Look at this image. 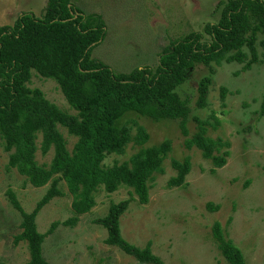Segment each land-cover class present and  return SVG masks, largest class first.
<instances>
[{
  "label": "rangeland",
  "instance_id": "1",
  "mask_svg": "<svg viewBox=\"0 0 264 264\" xmlns=\"http://www.w3.org/2000/svg\"><path fill=\"white\" fill-rule=\"evenodd\" d=\"M227 0H71L85 14H99L106 22L104 40L91 51V58L109 65L116 73L158 63L159 53L171 41L192 31L204 32L205 25L217 22L222 3ZM48 0H0V26L13 25L23 12L42 16ZM258 61L249 69L238 62L197 65L189 79L177 88L188 102L190 116L184 134L179 120L155 121L129 113L123 118L131 128L132 141L123 154H111L104 163L128 161L143 148L170 139L172 149L163 171L149 180V202L142 204L127 186L114 193L100 188L97 205L80 215L74 227L59 225L45 238L44 258L51 264H140L136 258L105 243L107 231L95 220L108 213L112 203L129 199L120 219L123 237L138 247L150 244L152 252L165 264H230L213 234L219 222L226 238L243 253L245 264H264V115L260 113L264 95V34L258 35ZM212 77L207 104L198 105L199 85ZM31 88L41 89L46 98L69 114H77L57 82L32 70ZM226 97L222 100V90ZM71 151L77 137L59 125ZM202 132L223 146L215 154L226 164L215 167L193 141ZM40 135L37 160L49 165L51 149L42 153ZM9 152L0 137V264H24L30 258L26 241L15 243L22 232V215L8 195L13 190L26 212H31L51 186L34 187L16 169H7ZM190 161L185 183L169 187L178 173L173 162ZM215 172H212L213 168ZM61 195L37 215L38 231L46 233L54 221L73 216V196L65 180ZM211 205L215 210L210 209Z\"/></svg>",
  "mask_w": 264,
  "mask_h": 264
},
{
  "label": "trees",
  "instance_id": "2",
  "mask_svg": "<svg viewBox=\"0 0 264 264\" xmlns=\"http://www.w3.org/2000/svg\"><path fill=\"white\" fill-rule=\"evenodd\" d=\"M106 32L101 15L85 14L71 0H48L42 16L23 12L13 25L0 26V137L4 150L10 153L7 169H16L34 187L51 181L31 212L23 210L13 190L8 191L11 203L22 215V232L14 240L16 244H28L30 258L24 264H51L42 253L45 238L61 224L76 226L80 215L96 207L100 188L114 193L127 186L140 203L149 202L148 182L163 171L172 142L164 140L141 149L128 161L107 166V156L123 154L132 141L131 128L123 118L136 113L155 121L176 119L187 135L191 111L177 88L199 64L238 62L249 69L258 61V35L264 34V0L223 2L220 18L207 23L204 32L192 31L171 41L160 51L155 67L143 66L128 73H116L109 65L91 58V51L104 40ZM32 70L54 79L77 114L63 111L41 89L31 88ZM211 84L212 77L206 76L199 85L200 107L207 104ZM225 95L223 89L222 100ZM260 113L264 115V95ZM59 125L77 137L71 151ZM40 135L42 153L54 150L49 165L37 160ZM193 141L216 168L226 164L229 152H215L228 144L205 137L202 132L194 134ZM173 166L178 173L170 179V188L185 183L190 161H174ZM61 180L73 196L74 215L63 222L54 221L46 233H41L37 215L62 194ZM129 204V199L112 203L108 213L95 220L107 231L105 243L133 256L140 264H165L150 244L141 248L123 237L120 219ZM212 229L227 261L245 264L242 251L226 238L221 224L216 222Z\"/></svg>",
  "mask_w": 264,
  "mask_h": 264
}]
</instances>
